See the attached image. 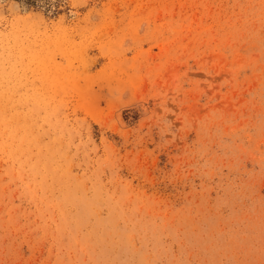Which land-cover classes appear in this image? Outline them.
I'll return each mask as SVG.
<instances>
[{
	"label": "rangeland",
	"instance_id": "obj_1",
	"mask_svg": "<svg viewBox=\"0 0 264 264\" xmlns=\"http://www.w3.org/2000/svg\"><path fill=\"white\" fill-rule=\"evenodd\" d=\"M0 0V264H264V0Z\"/></svg>",
	"mask_w": 264,
	"mask_h": 264
},
{
	"label": "trees",
	"instance_id": "obj_2",
	"mask_svg": "<svg viewBox=\"0 0 264 264\" xmlns=\"http://www.w3.org/2000/svg\"><path fill=\"white\" fill-rule=\"evenodd\" d=\"M26 7H40L41 0H15Z\"/></svg>",
	"mask_w": 264,
	"mask_h": 264
}]
</instances>
